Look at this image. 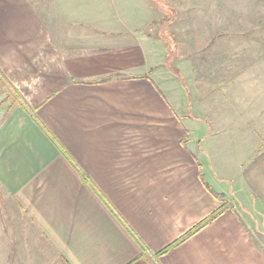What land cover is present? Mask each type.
Returning <instances> with one entry per match:
<instances>
[{"label": "crops", "instance_id": "1", "mask_svg": "<svg viewBox=\"0 0 264 264\" xmlns=\"http://www.w3.org/2000/svg\"><path fill=\"white\" fill-rule=\"evenodd\" d=\"M29 1L0 0V76L22 96L0 117V264H264L151 74L145 4Z\"/></svg>", "mask_w": 264, "mask_h": 264}, {"label": "rangeland", "instance_id": "2", "mask_svg": "<svg viewBox=\"0 0 264 264\" xmlns=\"http://www.w3.org/2000/svg\"><path fill=\"white\" fill-rule=\"evenodd\" d=\"M135 1L145 4L134 17L137 25L145 23L137 36L148 33L151 39L154 80L177 115L196 128L193 135H206L205 154L199 149L204 170L210 169L205 180L220 181L223 191H216L225 205L241 201L243 225L264 248V195L257 183L251 197L244 190L245 184L251 189L250 172L264 159V0ZM43 17L55 22L56 40L61 38V16ZM21 99L0 76V117ZM10 197L0 188V198Z\"/></svg>", "mask_w": 264, "mask_h": 264}, {"label": "trees", "instance_id": "3", "mask_svg": "<svg viewBox=\"0 0 264 264\" xmlns=\"http://www.w3.org/2000/svg\"><path fill=\"white\" fill-rule=\"evenodd\" d=\"M157 38H158V37H157ZM158 39L161 40L160 38H158ZM161 41H163V40H161ZM216 215H217V214H214V215L212 216V218L215 217ZM209 220H211V219H209Z\"/></svg>", "mask_w": 264, "mask_h": 264}]
</instances>
